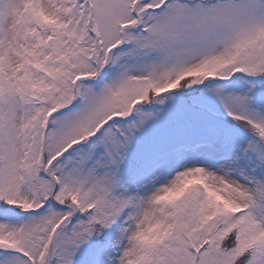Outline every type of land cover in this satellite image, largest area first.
<instances>
[{"label":"snow or ice","instance_id":"obj_1","mask_svg":"<svg viewBox=\"0 0 264 264\" xmlns=\"http://www.w3.org/2000/svg\"><path fill=\"white\" fill-rule=\"evenodd\" d=\"M0 264H264V0H0Z\"/></svg>","mask_w":264,"mask_h":264}]
</instances>
